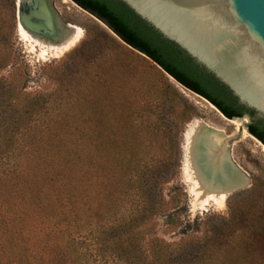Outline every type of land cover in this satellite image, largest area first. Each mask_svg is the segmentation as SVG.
Returning a JSON list of instances; mask_svg holds the SVG:
<instances>
[{
  "label": "trees",
  "instance_id": "trees-1",
  "mask_svg": "<svg viewBox=\"0 0 264 264\" xmlns=\"http://www.w3.org/2000/svg\"><path fill=\"white\" fill-rule=\"evenodd\" d=\"M72 1L125 44L101 31L110 66L142 92L87 116L82 105L96 103L87 96L69 114L62 95L27 92L14 11L0 2V73L10 69L0 75V264H242L243 244L227 239L226 225L204 228L201 217H182L186 194L174 156L194 109L164 75L228 120L247 115L248 132L264 145L263 121L120 0ZM129 48L161 76L131 66ZM91 121L100 125H83ZM253 216L264 222V209ZM158 222L177 230L170 241L158 237ZM248 230L249 247H264V229Z\"/></svg>",
  "mask_w": 264,
  "mask_h": 264
},
{
  "label": "rangeland",
  "instance_id": "rangeland-1",
  "mask_svg": "<svg viewBox=\"0 0 264 264\" xmlns=\"http://www.w3.org/2000/svg\"><path fill=\"white\" fill-rule=\"evenodd\" d=\"M1 1H6L10 11L12 13L14 11L15 21L12 29L14 47L20 51V61L22 60V63L27 66L30 74L27 92L62 95L67 102L65 110L69 114L75 110L73 103L76 99L87 96L96 103L82 105L80 113L85 116L98 115L104 109L112 112L118 107L116 103L119 99L125 98L129 101V95L135 94V97H138L142 92L137 80L122 73L118 77V72L110 66L112 47L108 41L104 40L101 31L112 36L122 45L125 44L113 35L101 21L72 0H50L58 17L80 30L78 41L66 51L43 49L24 38L18 31V0ZM129 50L134 55L131 66L161 76L159 73L161 70L150 60L130 48ZM9 71L10 69L1 72L0 75L7 76ZM164 78L182 94L194 109V117L184 127L178 155L174 156V158H179L178 181L186 194L188 212L186 215L182 214V217L189 221L201 217L204 220V228H211L220 223L226 225L227 239L230 240L235 236L243 244L242 264H264V247L259 244L253 248L249 247L251 238L248 236V229L252 227L259 228L260 231L264 229V222L258 221L254 216L251 217L253 211L264 209V145L250 135L247 130L249 124L246 127L242 125L243 121H247L244 120L245 116L235 119L241 123L239 129H236L230 123L233 120L226 119L208 101L182 87L169 76L164 75ZM122 114L126 116L128 113L123 110ZM201 124L208 129L222 133L226 139L225 151L229 154V156L227 154L229 161L248 180L245 188L224 199L222 208L212 202L202 207L196 203V196L192 192L194 183L187 149L193 132ZM83 125L95 128L100 124L98 121H91ZM67 126L71 128L74 124L69 121ZM239 204L241 205L240 211L237 210ZM233 225H236L234 229H232ZM175 231L177 230H167L161 222H158V237L170 241ZM260 237V241L264 243V237L262 235Z\"/></svg>",
  "mask_w": 264,
  "mask_h": 264
},
{
  "label": "water",
  "instance_id": "water-1",
  "mask_svg": "<svg viewBox=\"0 0 264 264\" xmlns=\"http://www.w3.org/2000/svg\"><path fill=\"white\" fill-rule=\"evenodd\" d=\"M120 1L226 86L241 106L254 111L264 123V0ZM17 22L28 33L46 39L60 32L50 0H18ZM245 117L242 125L246 127L250 118ZM246 186L227 188V196Z\"/></svg>",
  "mask_w": 264,
  "mask_h": 264
},
{
  "label": "bare ground",
  "instance_id": "bare-ground-1",
  "mask_svg": "<svg viewBox=\"0 0 264 264\" xmlns=\"http://www.w3.org/2000/svg\"><path fill=\"white\" fill-rule=\"evenodd\" d=\"M58 19L60 32L52 39L30 34L21 26L18 31L24 38L43 49L66 51L78 41L80 30L63 22L59 17ZM230 123L236 129H239L241 125L238 120L230 121ZM223 138L222 133L201 124L193 132L187 149L194 183L192 192L196 196V203L202 207L209 202L221 206L227 197V188L248 184L247 179L229 161V154L227 153V156L225 151L226 139Z\"/></svg>",
  "mask_w": 264,
  "mask_h": 264
},
{
  "label": "snow or ice",
  "instance_id": "snow-or-ice-1",
  "mask_svg": "<svg viewBox=\"0 0 264 264\" xmlns=\"http://www.w3.org/2000/svg\"><path fill=\"white\" fill-rule=\"evenodd\" d=\"M223 207V205L221 204V208Z\"/></svg>",
  "mask_w": 264,
  "mask_h": 264
},
{
  "label": "flooded vegetation",
  "instance_id": "flooded-vegetation-1",
  "mask_svg": "<svg viewBox=\"0 0 264 264\" xmlns=\"http://www.w3.org/2000/svg\"><path fill=\"white\" fill-rule=\"evenodd\" d=\"M250 122H251V120H250ZM250 124V123H249ZM263 127H264V125H263Z\"/></svg>",
  "mask_w": 264,
  "mask_h": 264
}]
</instances>
